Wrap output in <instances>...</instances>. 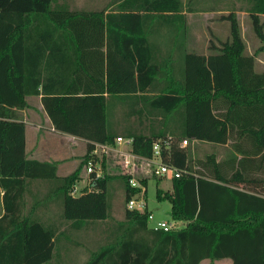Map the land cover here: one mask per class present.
I'll return each instance as SVG.
<instances>
[{"label":"trees","instance_id":"1","mask_svg":"<svg viewBox=\"0 0 264 264\" xmlns=\"http://www.w3.org/2000/svg\"><path fill=\"white\" fill-rule=\"evenodd\" d=\"M141 7L132 0L108 11L73 10L52 0H0V264H44L58 251L53 226L20 214L33 179L56 180L54 197L75 226L109 216L111 174L96 179L93 189L76 195L70 190L93 142L113 143L117 135L131 136V150L146 156L152 139L172 136L161 156L181 172L170 189L158 187L156 197L167 198L170 217L184 224L154 228L149 210L125 207L111 239L83 264H199L206 257L264 264V71L254 68L253 54L244 53L234 11L224 16L229 36L204 54L171 41L186 30L179 0H145ZM247 12L261 41L258 51L264 48V0H249ZM55 33L63 39L42 60L41 37ZM32 94L41 95L56 129L87 140L79 164L66 175L56 174L55 161L26 157L18 110ZM117 102L150 119L149 131L118 134L112 119ZM182 138L230 139L232 146L221 159L210 152L192 163L179 145ZM119 177L127 200L139 188Z\"/></svg>","mask_w":264,"mask_h":264},{"label":"rangeland","instance_id":"2","mask_svg":"<svg viewBox=\"0 0 264 264\" xmlns=\"http://www.w3.org/2000/svg\"><path fill=\"white\" fill-rule=\"evenodd\" d=\"M189 1V2H188ZM228 4V0H225ZM224 1L216 5L214 0H187V4H190L194 9L192 12L191 23L187 27L186 36L192 39V43L187 46L188 50H201L204 47H210L209 42L206 39L209 37H216V39L222 40L229 36V20L224 16L230 11L229 5ZM245 7L246 13H236L239 21L241 34L249 41L251 36H257L253 30L251 18L247 12L249 6V0H236L234 7ZM208 7H218V11H208L205 9ZM242 14V15H241ZM211 16V17H209ZM213 19L212 22L209 19ZM261 19L264 21V15H261ZM264 28V26H263ZM258 37V36H257ZM216 39L213 41L216 42ZM260 40V39H259ZM245 42V41H244ZM261 42V41H260ZM219 43V42H217ZM221 43V42H220ZM219 43V44H220ZM218 44V45H219ZM198 48H196V46ZM208 45V46H207ZM216 45V44H215ZM216 45V46H218ZM211 48V47H210ZM245 48V47H244ZM129 105L127 103L117 102L112 109V119L114 127L118 134H125L126 130H141L148 132V124L150 119L145 116H141V119L137 114H129ZM156 125V122L153 121ZM185 147L189 150V156H191L192 163L197 158H203L206 153L214 152L216 156L225 157L229 152L228 146H224L214 142H208L203 140H189ZM78 158L79 161L83 157L86 150V144L79 145ZM84 165L80 171V178L73 184L72 188H75V195L79 194L83 189H92L93 186L88 182L86 177ZM112 178L107 180V194L110 203L109 216L104 219H88L83 220L79 226H75L71 220L65 219L62 214V207L60 202H54L50 204L49 212L53 213L57 218L44 219L58 222L60 228L59 236L62 234L67 240L63 248H58L59 259L50 261L49 264H83V262L89 257L91 251L99 247L101 244L109 241L113 236L112 230L117 224V221L124 219V211L126 207L125 191L122 183V178L119 175L112 174ZM147 180L145 198L148 204V208L152 211V218L149 224L157 223V221L169 218L170 214L167 210H170V202L167 198L158 199L156 197V189L159 187L163 190H167L171 187V179H167L163 176H158L152 172L144 175ZM159 185V186H158ZM73 226V228H71ZM231 262L230 258H223L216 261V264H228ZM202 264H214L212 259H206ZM232 264V262L230 263Z\"/></svg>","mask_w":264,"mask_h":264},{"label":"crops","instance_id":"3","mask_svg":"<svg viewBox=\"0 0 264 264\" xmlns=\"http://www.w3.org/2000/svg\"><path fill=\"white\" fill-rule=\"evenodd\" d=\"M122 0H52V5H64L69 7L70 9H77V10H94V9H102L104 8L105 11L114 10L118 8V5L121 3ZM134 2L135 8H142L141 6L145 2V0H132ZM180 1V11L184 15L186 30L183 36L175 37L172 42H183L184 47L187 49V46L192 43V39L186 36L187 27L189 23H191L192 19V12L194 9L190 4H187V0H179ZM216 5L221 4L225 0H214ZM229 10H235L237 13L242 12L245 15V7H234L236 0H228ZM189 2V1H188ZM218 7H208L205 9V12L208 11H218ZM210 13V12H208ZM241 14V15H242ZM264 15V14H263ZM211 17V16H209ZM212 22L213 19L209 18ZM245 41V48L244 53L246 54H253L255 57L254 68L257 71H264V48L261 50H257L258 46L261 44L259 38L257 36H251L249 41L242 35ZM41 42L43 44L42 51L40 54L41 59L43 60L46 58L51 52H54L61 40L63 39V35L60 33H55V35L51 36H44L41 37ZM227 38V37H226ZM225 38V39H226ZM216 37H208L206 39L207 42L211 43L210 47H204L201 50H189L194 51L197 53H204L208 54L215 50V46L218 45L221 41L225 40L222 38L216 39V42L213 40ZM219 42V43H217ZM216 44V45H215ZM208 46V45H207ZM52 48V49H50ZM188 50V49H187ZM176 53V52H174ZM55 67V66H54ZM53 67V69H55ZM27 105L18 110L20 119L25 124V154L28 158H36L39 160H48V161H55L56 162V174L58 176H63L70 173L74 170L77 165L79 164V145L86 144V139L74 135L65 131H61L54 127L53 122L51 121L49 115L47 114L46 110L43 107L41 101V95H27L26 96ZM195 141V140H194ZM228 140L226 143H218L224 146H228L231 148V143ZM212 143V142H211ZM229 148V149H230ZM210 153V152H209ZM207 154V153H206ZM223 157V156H222ZM221 156L217 155V159H221ZM57 182L54 179H33L31 180L27 187L26 191L22 195V201L24 205L21 207V215H28L29 217H34L36 219L41 220L44 224L53 226L56 229L55 233V243L58 248H63L67 239L62 234L59 236L60 228L58 227L59 223H53L52 221H47L44 219H55L53 213L49 212L50 204L54 202H58L57 199L54 197V188ZM159 186V185H158ZM171 188V187H170ZM169 188V189H170ZM3 193L4 187L0 185V216L4 213V204H3ZM37 202V205L34 207L33 203ZM170 208V207H169ZM169 210V209H168ZM167 210V213H168ZM73 228V226H71ZM58 251L55 252L53 258L50 261L55 259V255L58 254ZM56 260L59 259V256L56 255ZM229 258V257H222L213 259L214 264H216L217 260ZM210 258H203L199 264H202L204 260ZM231 259V258H230ZM49 261V262H50ZM49 262L44 264H49ZM232 262V260H231ZM228 260V264H230Z\"/></svg>","mask_w":264,"mask_h":264},{"label":"built area","instance_id":"4","mask_svg":"<svg viewBox=\"0 0 264 264\" xmlns=\"http://www.w3.org/2000/svg\"><path fill=\"white\" fill-rule=\"evenodd\" d=\"M172 139L170 135L164 138L152 139V152L149 156L141 155L131 150V136L117 135L113 143L93 142V147L84 164L88 182L94 187V181L103 177L105 174L127 176L129 184L138 187L139 190L126 200V207L130 209L149 210V223L152 218V211L148 208L145 198L146 185L142 179L149 172L167 179H172L180 175L181 171L176 166L164 162L161 156L162 146L167 147ZM187 143V138L179 140L180 146H185ZM74 191L75 188H72L70 193L75 195ZM183 224V220L174 219L169 216V218L157 221V223H150L149 225L154 228L168 230L179 228Z\"/></svg>","mask_w":264,"mask_h":264},{"label":"water","instance_id":"5","mask_svg":"<svg viewBox=\"0 0 264 264\" xmlns=\"http://www.w3.org/2000/svg\"><path fill=\"white\" fill-rule=\"evenodd\" d=\"M168 214H170V210H168Z\"/></svg>","mask_w":264,"mask_h":264}]
</instances>
